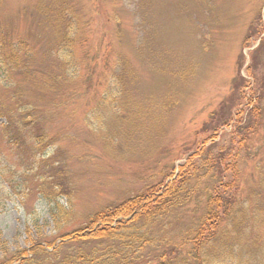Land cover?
Returning <instances> with one entry per match:
<instances>
[{
  "label": "rangeland",
  "instance_id": "374dc122",
  "mask_svg": "<svg viewBox=\"0 0 264 264\" xmlns=\"http://www.w3.org/2000/svg\"><path fill=\"white\" fill-rule=\"evenodd\" d=\"M49 2L0 0V31L6 37L1 51L8 40L24 39L30 48L24 63L33 71L28 77L12 70L6 85L0 78V99L14 105L13 83H25L27 98L42 104L45 142L51 141L38 154L26 136L19 150L0 127V258L5 250L18 249L30 257L35 243L56 249L63 233L166 179L173 169L176 173L202 148L208 161L235 153L237 197L249 196L256 213L252 229L237 234V246L226 255H218L212 242L198 251L192 244L215 183L212 173L202 171L189 182L187 203L157 219L141 218L113 239L64 248H71L70 254L95 250L102 255L98 262L106 264H158L162 258L165 264H264V65L256 79L246 72L251 53L264 40V0L69 1L79 19L68 70L76 77L63 83H58L63 68L53 17L39 11V5L50 8ZM262 47L257 57L264 58ZM113 75L123 91L113 103L116 111L90 119L101 94L111 91ZM229 109L231 121L223 125L220 119ZM4 123L1 117L0 126ZM244 132L249 138L242 143ZM58 167L65 193L54 199L44 184Z\"/></svg>",
  "mask_w": 264,
  "mask_h": 264
},
{
  "label": "trees",
  "instance_id": "16d2710c",
  "mask_svg": "<svg viewBox=\"0 0 264 264\" xmlns=\"http://www.w3.org/2000/svg\"><path fill=\"white\" fill-rule=\"evenodd\" d=\"M49 1L52 6L50 4V8H46L44 5H39V11H42L43 15L49 20L50 16L53 17L51 21L54 24L55 31L56 57L63 68L62 74L58 76L61 77L58 79V83H63L76 77L74 75L70 76L68 70L73 66L72 63L75 59L72 48L79 30L77 26L79 19L77 16H74V19L72 12L69 11V1L72 2L73 0ZM250 28L249 30L251 31ZM5 39L3 32L0 31L1 80L5 85L11 83L9 79L11 78L12 70L23 71L25 76L32 77L33 71H29L27 64L24 63V57L26 58L30 50L28 42L22 38L15 41L8 40L7 50L3 52L1 48L5 44ZM247 39L248 36H246L245 41ZM260 42L259 46L251 53V64L246 69V72L255 79L257 78L255 71L261 65H264V58L262 56L257 57L263 48L262 45L264 46V40ZM241 62L240 57L239 63L241 64ZM119 82L116 76L113 75L111 77V91L108 90L105 95L101 94V101L91 112L92 116L90 119L94 118L98 121L101 114L116 111V104L113 105V103L117 101L118 96L123 92L118 86ZM25 87V83L23 85L21 81L13 83L12 96L15 98L14 105L0 99V118L4 117L5 119V123L0 126L1 133L10 144H13L19 150L25 147V137L29 136L35 143L37 153L42 154L51 144V141L45 142L48 137L44 119L40 114L43 112L40 107L42 104L38 103V98L36 100L27 98ZM28 89L29 91L33 90V88H27V92H29ZM231 118L232 113L229 109L222 115L221 124H227L228 121H231ZM248 138L249 134L244 132L240 141L244 143ZM203 152L204 149L196 148L195 151L187 156L185 162L178 165L176 173L173 169L165 175L166 179H161L157 183L146 186L142 192L128 197L113 206H106L100 209L89 217L88 223L84 226L72 232L63 233L61 235L63 243L56 249L48 251L41 244L35 243L30 250V257H28V253L24 249H18L12 254L5 250V253L0 258V264H11L20 258H23L22 263L24 264H80L79 262L81 261L84 264H106L103 260L100 261L101 263L98 262L102 255H95V250H92L90 255L84 254L81 250H76L75 254H70L71 248H64V245H69L72 242L80 245L90 241L113 239L119 236L122 229L141 218L151 220L160 218L168 211L188 202L191 194L189 182L194 177H200V171L204 175L212 173L215 183L206 198L204 211L201 214L198 225L193 231L192 244L194 250L198 251L208 242H212L211 246L215 248L218 255H226L228 251L237 246V234L239 235L241 232H247L252 229L256 213H254L255 211L249 203V196L243 200H239L237 197L239 170L236 165L235 153L217 155L208 161L203 156ZM34 157H32L33 160H35ZM200 161L202 162L200 163ZM23 162L26 163V159H23ZM57 164L59 165L60 163ZM61 168L58 167L59 170L54 171V174L52 173V181L44 184V186L50 187L51 193H55L50 196L54 199L57 195L65 193L64 183L60 179L64 176V171ZM223 229L226 230L223 231ZM229 229L233 231L232 234H230ZM0 242L4 246L3 241ZM113 249V255H118L119 251H116L115 248ZM249 249V252L253 253L254 245L252 244ZM63 251H66L65 255H63ZM7 253L9 256H7ZM108 264L114 263L109 261ZM158 264H165L163 258Z\"/></svg>",
  "mask_w": 264,
  "mask_h": 264
}]
</instances>
